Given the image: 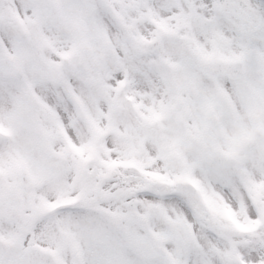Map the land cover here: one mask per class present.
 <instances>
[{
    "label": "snow or ice",
    "instance_id": "obj_1",
    "mask_svg": "<svg viewBox=\"0 0 264 264\" xmlns=\"http://www.w3.org/2000/svg\"><path fill=\"white\" fill-rule=\"evenodd\" d=\"M0 264H264V0H0Z\"/></svg>",
    "mask_w": 264,
    "mask_h": 264
}]
</instances>
